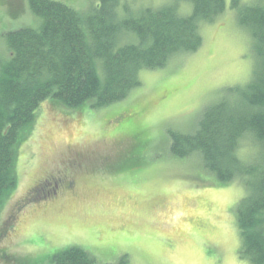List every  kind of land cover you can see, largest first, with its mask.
Returning a JSON list of instances; mask_svg holds the SVG:
<instances>
[{
    "label": "rangeland",
    "instance_id": "374dc122",
    "mask_svg": "<svg viewBox=\"0 0 264 264\" xmlns=\"http://www.w3.org/2000/svg\"><path fill=\"white\" fill-rule=\"evenodd\" d=\"M89 14L98 0H56ZM243 4L264 0H241ZM171 0H119L117 17ZM199 23L202 45L173 56L163 67L142 69L125 98L71 108L43 100L19 135L14 159L17 183L0 208V264H47L59 250L77 246L100 263L251 264L238 256L235 205L245 194L236 178L220 184L202 154L170 153V130L193 133L206 106L228 87L251 76L255 56L250 32L236 8ZM190 14L189 0L175 2ZM28 0H0V66L10 58L6 34L38 28ZM132 32L118 44L136 43ZM98 72L102 75L101 68ZM245 135L237 153L247 157ZM136 153L143 154L138 163ZM135 158V159H134ZM66 175L72 187L32 186Z\"/></svg>",
    "mask_w": 264,
    "mask_h": 264
},
{
    "label": "trees",
    "instance_id": "16d2710c",
    "mask_svg": "<svg viewBox=\"0 0 264 264\" xmlns=\"http://www.w3.org/2000/svg\"><path fill=\"white\" fill-rule=\"evenodd\" d=\"M171 1L120 19L119 0H98L89 14L61 1L28 0L41 24L6 34L11 56L0 66V208L17 183L19 135L32 124L43 100L50 97L75 108L87 101L99 107L125 98L140 83V70L163 67L175 55L198 50L203 42L199 23L213 20L226 8V0H189L192 10L182 15L175 7L178 0ZM229 6L236 8L238 23L250 32L255 56L251 76L206 106L193 133L170 130L169 149L179 158L202 154L203 166L220 184L241 180L245 194L234 208L238 256L264 264V5L230 0ZM125 31L137 42L118 44ZM245 135L254 143L247 157L237 153ZM142 155L136 153L134 159L139 163ZM127 263L126 256L118 262ZM47 264L100 263L73 246L54 253Z\"/></svg>",
    "mask_w": 264,
    "mask_h": 264
},
{
    "label": "flooded vegetation",
    "instance_id": "af4514ba",
    "mask_svg": "<svg viewBox=\"0 0 264 264\" xmlns=\"http://www.w3.org/2000/svg\"><path fill=\"white\" fill-rule=\"evenodd\" d=\"M72 182H71V180H68L66 178V175H63L60 177H55V176L51 175V176H47V177L43 178L42 180H40V182H38L34 186H32V187H34V188H32V190H35L37 187H48L47 189L49 191L46 194H44V196L45 195L47 196L50 194V196L55 198L56 193H57V189L59 187H65V188L72 187Z\"/></svg>",
    "mask_w": 264,
    "mask_h": 264
}]
</instances>
